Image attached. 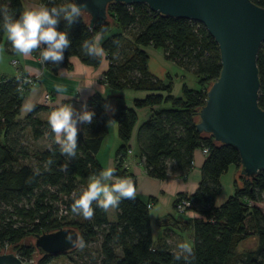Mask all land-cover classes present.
Instances as JSON below:
<instances>
[{"label":"trees","instance_id":"trees-1","mask_svg":"<svg viewBox=\"0 0 264 264\" xmlns=\"http://www.w3.org/2000/svg\"><path fill=\"white\" fill-rule=\"evenodd\" d=\"M264 7V0H250ZM69 0H41L42 5L67 3ZM7 5L18 18L21 0H0V7ZM107 18L91 29L85 18L78 19L70 27L64 20L58 30L67 31L71 45L64 52L60 65L43 63L50 71L70 68V57L82 64L96 67L101 58L85 56L81 45L102 30L106 34L112 27L118 29L104 37L102 46L107 66L102 80L109 89L144 92L132 99V107L114 97V111L107 112V98L94 91L86 99L87 107L95 112L93 122L78 125L77 157L68 161L54 144V135L48 124L53 108L34 105L32 111L19 119L20 97L17 76L0 75V248L7 247L23 261H29L34 246L22 245L21 240L33 233L49 232L62 227L73 228L82 236L86 246L96 243L95 256L90 264H183L176 261L163 237L152 240L147 204L151 198L141 201L124 199L114 209V219L93 204L95 215L91 220L72 213L71 205L86 188L90 175L98 174L102 167L96 152L107 133V126L115 122L120 144L114 151V176L131 175L123 167L129 157L142 163L146 175L158 179L168 174L184 178L191 168L192 151L206 148L200 166V180L193 192L178 193L172 210L165 221L171 227L189 228L195 259L192 264H264V170L255 178L238 173L232 182V191L218 206L214 198L220 191L219 176L229 164L239 166L236 149L215 142L210 135L195 130L196 111L203 104L208 84L218 75L220 64L217 45L201 23L185 18L162 16L148 9L144 3H111L107 5ZM6 53L15 54L7 42L6 33L0 27V46ZM160 48L164 57L196 78L197 88L180 86V94H172V78L163 80L147 69L144 46ZM258 76L257 104L264 108V41L256 54ZM168 104V106H165ZM152 107L148 119L136 129V149L129 139L136 123L133 108ZM40 111H47L44 119ZM29 128L33 139L45 136L49 144L41 150H29L22 143V133ZM56 149L55 154L49 150ZM52 158L51 171L44 168ZM67 164V170H61ZM35 169H39L36 174ZM178 199H185L186 211L195 216L186 218L175 211ZM255 237L251 250L237 251L236 246L247 237ZM77 247L55 254H40L36 264H67ZM36 250V249H35ZM42 255V256H41ZM41 256V257H40ZM34 261V262H35Z\"/></svg>","mask_w":264,"mask_h":264},{"label":"water","instance_id":"water-1","mask_svg":"<svg viewBox=\"0 0 264 264\" xmlns=\"http://www.w3.org/2000/svg\"><path fill=\"white\" fill-rule=\"evenodd\" d=\"M87 4L86 25H101L111 3H144L162 16L185 18L201 23L217 45L220 69L205 90L197 109L195 130L215 142L234 147L238 173L255 178L264 170V108L257 104L256 54L264 41V7L250 0H74ZM33 246L40 254L72 249L66 234L77 237L70 227L33 233ZM41 255V256H42ZM40 256V257H41ZM0 264H36L23 261L11 251L0 250Z\"/></svg>","mask_w":264,"mask_h":264},{"label":"crops","instance_id":"crops-1","mask_svg":"<svg viewBox=\"0 0 264 264\" xmlns=\"http://www.w3.org/2000/svg\"><path fill=\"white\" fill-rule=\"evenodd\" d=\"M40 4L41 0H21V11L23 12L26 8H39L41 7ZM82 18H85L84 13L82 14ZM117 31V28L112 27L106 34H103V36L106 37ZM142 49L148 57L146 65L148 71L152 75L161 80H163L166 75H169L172 78V82L173 80H182L184 78L186 71L174 62L166 59L160 48H154L148 45L142 47ZM0 52V75H16V68L10 64V60L15 59L17 61V69H20L22 73L35 78V84L27 88L20 97L19 118L27 113L23 110L26 103L42 105V98L45 92H49L50 94V105H47L48 107L53 108L63 100V97H67L63 102L71 103L77 110H79L81 105L85 103L87 97L94 91H98L107 98L106 105L109 106L106 109L107 112H111L112 109H114L115 101L113 98L116 96L120 97L124 106L132 107V99L144 95V92L132 91L130 89L122 91L109 89L102 80V72L107 66V60L104 56L100 57V62L96 67L84 65L76 57L72 56L69 58V69L57 68L52 72L41 63L39 50L27 58L17 53L9 55L6 53L3 45ZM174 87L175 85L172 84V92ZM57 88H60L62 93L57 92ZM165 106H168V104H165ZM154 107L155 106H144L141 108H133L136 114V123L128 141L132 154L136 149V129L141 122L148 119L151 108ZM37 115L39 118L44 119L47 116V111H40ZM119 144L120 140L117 136L116 123L110 122L107 126V133L102 139L96 152V159L101 165L102 170L110 166L113 167L114 151ZM131 157L127 159L126 166L127 170L131 172V175L123 178L132 179L137 189L136 198L143 202L147 201L148 198L152 199L151 205L148 207L152 240L156 241L163 237L165 243L172 251L176 249L177 244L180 242L185 240L192 242L191 229L177 228L175 226L171 227L172 225L170 226L165 219L168 216V213L172 210L174 197L178 193L189 194L195 189L200 180V166L205 158V153L199 147L192 151L191 168L184 178L175 174H168L163 179L150 177L144 172L142 163L139 160L134 159V157ZM237 175L238 167L234 164H229L226 171L220 174L218 179L220 191L214 198V206H218L222 203L227 195L231 193L232 182ZM88 182L89 179L86 181V187ZM258 206L264 210V205L258 204ZM114 214L115 212L113 209V216L109 217L107 215L108 219L113 220ZM194 216L195 214L192 211H186L183 214V217L186 218ZM251 239L255 241L254 236H251Z\"/></svg>","mask_w":264,"mask_h":264},{"label":"clouds","instance_id":"clouds-1","mask_svg":"<svg viewBox=\"0 0 264 264\" xmlns=\"http://www.w3.org/2000/svg\"><path fill=\"white\" fill-rule=\"evenodd\" d=\"M85 11H87L86 3L77 4L74 0H69L67 3H53L51 6L26 8L17 18L5 5L0 7V27L6 33L7 42L11 45L12 51L27 58L39 50L41 63L58 66L64 60L65 50L71 45L67 31L58 30V25L61 20H64L70 27L82 17ZM103 39L102 30L97 31L91 40H85L82 43L81 51L88 57H103ZM25 83L30 81L25 80ZM57 92L62 93V90L57 88ZM66 98L63 97V100ZM63 100L53 107L47 119L54 135V144L58 146L59 153L70 162L77 157L78 125L91 124L95 112L87 107L86 102L77 110L71 103H64ZM105 107L107 109L109 106ZM33 108V104L26 103L23 110L30 112ZM49 150L53 154L56 152V149L51 146ZM53 163L54 160L50 157L44 164L45 170L51 171L50 166ZM61 170L66 171L67 164ZM34 171L39 174V169ZM114 173L115 168L110 166L98 174L90 175L87 187L71 205L72 213L82 216L85 220H91L95 215L94 203L107 212L118 208L124 199L134 200L137 189L132 179L117 178ZM65 239L79 249L86 247L82 236L74 238L73 235L66 234ZM173 256L176 261H183V264H192L195 259L193 243L188 240L178 243Z\"/></svg>","mask_w":264,"mask_h":264},{"label":"rangeland","instance_id":"rangeland-1","mask_svg":"<svg viewBox=\"0 0 264 264\" xmlns=\"http://www.w3.org/2000/svg\"><path fill=\"white\" fill-rule=\"evenodd\" d=\"M2 46V45H1ZM1 54V52H0ZM2 61V60H1ZM184 82L188 87L196 88L197 83L195 81V77L192 73L186 72L184 75V78L182 80H173V85H175L174 90L172 94L174 95H179L180 94V84ZM179 85V87H178ZM20 120H23V117L19 118ZM22 143L28 148L29 150H41L44 149L48 146L49 141L45 136H42L38 139H33L30 133V129L26 128L24 129L22 133ZM86 184V182H85ZM264 212V210H263ZM107 215L109 217L113 216V209H110L107 211ZM254 240L251 239V237L245 238L241 243H238L236 246L237 251H243V250H251L254 248L255 244ZM20 244L22 245H31L33 247V236L32 235H27L25 236ZM96 243H90L83 249H77L74 254L72 255L71 260L67 264H90V261L94 258L95 256V250H96ZM4 249V251H11V249L7 247L0 248V250ZM241 249V250H240ZM37 252L34 249L33 254L30 258L31 261H35L37 258Z\"/></svg>","mask_w":264,"mask_h":264},{"label":"built area","instance_id":"built-area-1","mask_svg":"<svg viewBox=\"0 0 264 264\" xmlns=\"http://www.w3.org/2000/svg\"><path fill=\"white\" fill-rule=\"evenodd\" d=\"M40 6H42V4H40ZM10 64L16 68V76H17V79H18L17 90L19 92H24L27 88H29L30 86H32L33 84H35V78L33 76L24 74V73H22V71L20 69H17V61L15 59H11L10 60ZM25 80L30 81V83H25ZM42 103L44 105H50V94H49V92H45L43 94ZM201 149H202V151L204 153H206L207 150H206L205 147H203ZM130 152L131 151L128 149L127 150V153L130 154ZM127 161L128 160H126V161L123 162V165H122L123 167H126L127 166ZM150 205L151 204L148 203L147 204V207H149ZM186 206H188L187 200H185V199H180L179 200L178 199V201L175 204V211H176V213L183 215L186 212V210H185V207ZM29 261H31V260H29Z\"/></svg>","mask_w":264,"mask_h":264}]
</instances>
